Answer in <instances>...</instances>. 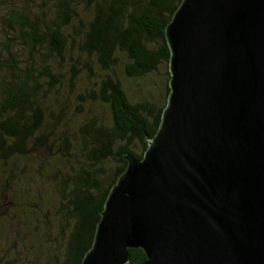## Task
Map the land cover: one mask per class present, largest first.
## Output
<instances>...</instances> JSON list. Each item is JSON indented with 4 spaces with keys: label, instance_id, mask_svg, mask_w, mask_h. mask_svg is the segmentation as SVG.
Wrapping results in <instances>:
<instances>
[{
    "label": "trees",
    "instance_id": "trees-1",
    "mask_svg": "<svg viewBox=\"0 0 264 264\" xmlns=\"http://www.w3.org/2000/svg\"><path fill=\"white\" fill-rule=\"evenodd\" d=\"M181 2L0 0V264L82 263L160 126Z\"/></svg>",
    "mask_w": 264,
    "mask_h": 264
},
{
    "label": "water",
    "instance_id": "water-1",
    "mask_svg": "<svg viewBox=\"0 0 264 264\" xmlns=\"http://www.w3.org/2000/svg\"><path fill=\"white\" fill-rule=\"evenodd\" d=\"M158 131L81 264H264V0H182Z\"/></svg>",
    "mask_w": 264,
    "mask_h": 264
},
{
    "label": "rangeland",
    "instance_id": "rangeland-1",
    "mask_svg": "<svg viewBox=\"0 0 264 264\" xmlns=\"http://www.w3.org/2000/svg\"><path fill=\"white\" fill-rule=\"evenodd\" d=\"M3 35V33H1V36Z\"/></svg>",
    "mask_w": 264,
    "mask_h": 264
}]
</instances>
